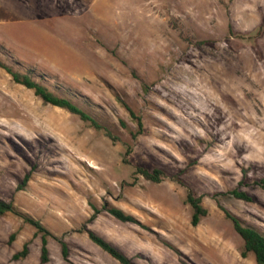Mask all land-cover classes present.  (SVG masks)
Here are the masks:
<instances>
[{"label": "rangeland", "instance_id": "rangeland-1", "mask_svg": "<svg viewBox=\"0 0 264 264\" xmlns=\"http://www.w3.org/2000/svg\"><path fill=\"white\" fill-rule=\"evenodd\" d=\"M0 60L115 136L0 66V199L48 230L44 264H122L90 232L135 264H258L221 206L264 233V0H0ZM44 233L1 215L0 264H40Z\"/></svg>", "mask_w": 264, "mask_h": 264}, {"label": "trees", "instance_id": "trees-1", "mask_svg": "<svg viewBox=\"0 0 264 264\" xmlns=\"http://www.w3.org/2000/svg\"><path fill=\"white\" fill-rule=\"evenodd\" d=\"M0 66L10 72L14 78V80L18 83H22L29 88L34 89L36 95H38L41 99H43L46 103H51L56 106L63 107L75 114H78L84 121L89 122L92 126L97 129H104L110 137H114L112 131L98 118H96L92 113H90L85 108L81 107L78 103L73 101L71 98L58 94L51 89H49L46 85L33 79L32 76L28 74H21L20 72L14 70L13 67L5 64L0 60ZM132 115L136 118V121L139 126V132L143 130V121L141 116L137 115L132 109H130ZM136 135V134H135ZM138 172L141 173L147 179L153 181H161L162 180V170L155 169L150 171L145 168H138ZM28 177L24 180V182L20 185L19 188H22L23 185L27 183ZM230 193L234 194L237 198L244 200H251V197L245 192L241 191L238 188L233 189ZM186 203L190 204L192 208V223L193 225H198L202 218L208 214V209L203 204V196L196 195L192 190L187 192ZM226 216L232 220L235 229L239 232L244 240V250L243 255L246 256L248 252H253L256 256V260L258 264H264V233H262L257 228L245 225L240 217L232 213L230 210L221 206ZM109 211L119 218L122 221H135L133 215L126 213L123 209L118 207H110ZM8 212H14L22 215L26 221L32 223L38 228V231H44L45 233L42 236V254L40 264H44L49 260V249H48V239L47 233L48 230L43 226L41 221L36 220L30 217L27 214H24L17 210L15 205L12 202H7L5 200L0 199V216L4 215ZM91 239L98 244L102 249L107 251L114 258L119 260L122 264H135L130 257H128L124 252L116 248L109 241L104 239L103 237L95 234L94 232H90ZM64 256L67 258L68 250L64 245L63 247ZM29 253L28 243L25 244L24 249L20 252H17L13 255L14 259H19L21 257H26Z\"/></svg>", "mask_w": 264, "mask_h": 264}]
</instances>
